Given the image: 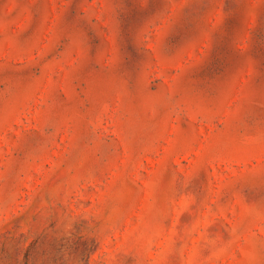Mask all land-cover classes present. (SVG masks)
<instances>
[{
    "label": "rangeland",
    "instance_id": "1",
    "mask_svg": "<svg viewBox=\"0 0 264 264\" xmlns=\"http://www.w3.org/2000/svg\"><path fill=\"white\" fill-rule=\"evenodd\" d=\"M0 264H264V0H0Z\"/></svg>",
    "mask_w": 264,
    "mask_h": 264
}]
</instances>
